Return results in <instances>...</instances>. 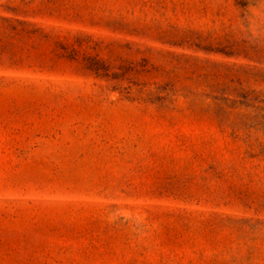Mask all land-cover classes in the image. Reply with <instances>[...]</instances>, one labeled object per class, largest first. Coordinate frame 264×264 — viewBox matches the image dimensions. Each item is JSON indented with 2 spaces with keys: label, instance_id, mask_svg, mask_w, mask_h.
Here are the masks:
<instances>
[{
  "label": "rangeland",
  "instance_id": "rangeland-1",
  "mask_svg": "<svg viewBox=\"0 0 264 264\" xmlns=\"http://www.w3.org/2000/svg\"><path fill=\"white\" fill-rule=\"evenodd\" d=\"M0 264H264V0H0Z\"/></svg>",
  "mask_w": 264,
  "mask_h": 264
}]
</instances>
